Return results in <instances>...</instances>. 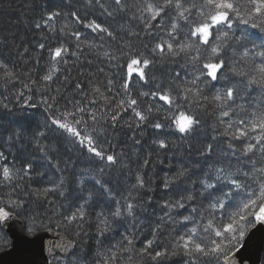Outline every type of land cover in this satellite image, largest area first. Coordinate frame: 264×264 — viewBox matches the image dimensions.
I'll list each match as a JSON object with an SVG mask.
<instances>
[{"label":"snow or ice","instance_id":"1","mask_svg":"<svg viewBox=\"0 0 264 264\" xmlns=\"http://www.w3.org/2000/svg\"><path fill=\"white\" fill-rule=\"evenodd\" d=\"M77 3L86 10L98 8L108 17H113L114 12H130L131 19L139 24L118 41V33L103 22L89 19L87 11L81 15L74 7ZM112 5L110 10L104 0H68L64 5L68 11L54 10L46 14L45 24L68 16L74 24L91 29L96 33L93 40L106 41L112 50L103 53L102 63H106L108 71L105 67L97 69L103 74V80L94 73L87 76L80 73L88 79L90 92L77 81L76 96L65 99L62 108L58 107L55 96L42 95L41 103L49 112V122L45 124V131L33 136L37 149L47 157L49 145L36 137L47 140L46 133H58L60 139L69 141L82 155L98 160L99 172L104 173L121 161L108 154V149L102 146L105 141L100 138L106 136L105 125L115 127L125 114L130 117L129 128L135 127L142 133L151 127L158 134L152 143L165 149L166 141L160 139L159 134L167 132L181 140L192 138L203 126L202 117L209 115L210 110L214 114L218 112L219 124L226 127L218 129L213 140L222 138L220 142H226L224 159L217 160L195 179L184 167L172 180L163 181L166 194L174 195L163 201L162 214L151 230L153 239L142 247L136 248L134 242L136 209L143 202L142 198L133 196L131 190L127 196L114 193L108 182L95 179V185L115 205L110 217L103 211L96 214L98 236L111 231L115 221L130 217L133 232L125 235L118 245L97 250L93 264H125L126 261L128 264H166L176 256L183 258V264H221V258L223 264H232L233 249L244 236L241 222H247L249 217L264 222V45L259 51L243 46L240 52L236 45L246 40L247 34L236 36L235 28L244 25L264 32V0H112ZM41 26L39 22L35 24L37 29ZM68 29L65 24L59 30L57 39L63 38L62 43L47 49L53 68L56 64L67 66L69 61L65 57L69 56L79 61L81 56L87 59L94 54L99 59L100 53L84 51L87 37L82 39L79 28ZM50 30L56 31L52 27ZM38 47L44 50L45 44L39 43ZM99 47L104 48V44ZM87 63L91 64L92 60L87 59ZM21 75L9 69L6 63H0V81L4 85L15 88L21 82ZM53 76L50 70L39 79H32L30 75L28 79L33 85H39L40 80L53 81ZM70 76L68 72L65 79ZM233 78H237L235 82ZM209 85L218 90L206 94ZM43 86L49 88L47 83ZM24 87L33 91L26 82ZM59 91L57 88V93ZM18 95L26 101L32 100L23 91ZM0 105L9 108L3 100ZM133 143L141 141L137 137ZM213 151V145L207 144L200 154ZM10 155L0 150V193H3L0 221L6 222L13 213L21 215L28 203L24 197H35L34 202L47 203L53 209L47 217H37L42 222L44 219L51 222L55 217L59 227L75 231L77 237L81 233L87 236L84 229V224L89 222L86 205L95 194L80 197L84 203L75 205L74 210L56 212L57 198L65 195L61 187L65 181L59 179V183L51 187L35 189L22 185L21 181L31 180L33 164L24 161L17 167L18 157L10 160ZM230 159L236 163L246 160L251 167L234 173L229 170L231 163H225ZM144 163L149 161L146 159ZM135 180L132 189H146L145 177L136 175ZM5 199L7 204L3 203ZM230 204L235 208L231 213L228 212ZM166 228H171L175 235L163 242L161 237Z\"/></svg>","mask_w":264,"mask_h":264},{"label":"trees","instance_id":"2","mask_svg":"<svg viewBox=\"0 0 264 264\" xmlns=\"http://www.w3.org/2000/svg\"><path fill=\"white\" fill-rule=\"evenodd\" d=\"M67 2L68 0H0V63H6L9 69L14 70L17 74H22L21 82H18L15 88L10 85L6 86L0 81V100L9 105L8 109L0 105V150L11 153L10 160L13 157H18L17 167L24 161L32 162V178L21 181L22 185L27 184L30 188L35 189L37 187H51L53 184H58L59 179L65 181L61 186L65 195L57 198L56 212L67 213L69 210H74L75 205L84 203L80 197L88 198L90 193L95 194L89 204L86 205L89 222L84 224V229L88 233L87 236L81 233L77 237L75 231L59 227L55 217L51 222L47 219L42 222L37 217H47L53 209L47 203L34 202L35 197H24L28 203L26 208L22 210V214L19 215L25 222L29 234L52 228L65 232L74 240L75 249L72 255L70 257H55L52 259V264H93L97 250L103 251L113 245H118L125 235L133 232V220L130 217L124 221H115L111 231L103 237L98 236L96 214L103 211L105 215L110 217V210L115 205L114 201L107 198L100 191L99 186L95 185V179L101 178L102 181L108 182L114 193L127 196L131 190L133 196L142 198L143 202L136 209V236L134 241L136 248H140L147 240L153 239L151 230L162 214L161 205L164 200L170 199L174 195V193L166 194L167 190L163 187V181L165 179L172 180L177 172L184 167H187L189 174L195 179L206 172L217 160H223L226 142L221 143L222 138L213 140V136L218 135L217 130H222L226 125L219 124L218 112L214 114L210 110L209 115L202 117L203 126L201 130L192 138L181 140L167 132L159 134V138L164 139L167 144L165 149H160L158 144L152 143L158 135L157 132L151 127L146 128L142 133L135 127L129 128L128 119L130 117L125 114V118L117 122L115 127L105 125L107 128L106 136L100 138L105 141L102 146L108 149V154L117 156L118 160L121 161L104 173L99 172L98 160H93L87 154L82 155L69 141L60 139L58 133H46L48 135L47 140L36 137L37 140H42L44 144L49 145V154L45 157L43 153L38 151L36 141L33 140V136L37 132L45 131V124L49 122V112L45 111V105L41 103L42 95L55 96L58 107L62 108L65 99L76 96L75 84L77 81L84 85L85 91L90 92L91 86L88 85V79L81 77L80 73H84L85 76L88 73H94L100 80H103V74L98 73L97 69L98 67H105V70L108 71L106 63H102L104 60L103 53L105 50H112L106 41L93 40L96 33H92L91 29L74 24L68 16L57 18L45 24L48 12L54 10L68 11L64 7ZM104 2L111 10L113 7L112 0H104ZM74 7L81 15L87 11L89 19L96 18L108 26L110 30L117 32L118 41L127 32L136 29L139 24V21L131 19L130 12H114L113 17H108L106 13L102 14V10L98 8L86 10L80 3L75 4ZM37 22L42 25L39 29L35 27ZM65 24H68V30L80 29L83 33L82 39L87 37L84 42V51L100 53L99 59L94 54L89 55L87 59L92 60V63L88 64L84 56H81L79 61H76V57L69 56L65 57L69 61L67 66L56 64L53 68L49 64L50 57L47 49L55 48L63 42V38L57 39V37L59 30ZM50 27L55 28L56 31H51ZM235 28L236 36H240L241 33L247 34V39L241 40L236 45L240 52L244 50L243 46L248 49L255 48L256 51L261 50L260 46L264 45V32L244 25H237ZM39 43L45 44L44 50L39 49ZM102 43L104 48L99 47ZM90 44H94L96 47L89 48L88 45ZM72 50V48L69 49L70 52ZM37 60H39L38 64L36 63ZM50 70L54 72V82L40 80L39 85H33L28 79L29 75L32 79H39L48 74ZM68 72H71V76L66 80L65 77ZM56 77L59 78L56 79ZM236 79L233 78V82ZM24 82L28 83L33 91H28L24 87ZM45 83L49 85V88L43 86ZM57 88L60 89L59 93H57ZM215 90L218 89H212L209 85L205 91L206 94L211 95ZM21 91L26 96H31L32 100L26 101L24 97H20L18 94ZM4 97L7 99L5 100ZM256 98L259 99V97ZM28 104H35L36 106L29 107ZM137 137L141 141L140 144L133 143ZM207 144H212L214 151L210 154L201 155V150ZM121 153L126 155L122 156ZM69 158H71V163H69ZM146 159L149 161L148 164L144 163ZM229 162L231 163L229 170L234 173L237 171L242 173L251 167L246 160L236 163L234 159H230L225 163ZM136 175L145 177L146 189L138 191L132 189V185L136 183ZM2 194L0 193V195ZM49 198L52 199L53 197ZM117 198L120 196L118 195ZM150 198L151 203H148ZM3 203L7 204V199ZM234 210V205L230 204L228 212L231 213ZM241 224L244 236L243 239L239 240V244L233 249V252L241 247L245 236L254 226V217H249L247 222L242 221ZM173 235L175 232L171 228H166L161 240L167 242ZM237 237H239V232H237ZM10 245V238L0 225V252ZM125 264L128 262L126 261ZM166 264H183V258L180 256L171 257L166 261ZM221 264H223V258H221Z\"/></svg>","mask_w":264,"mask_h":264},{"label":"water","instance_id":"3","mask_svg":"<svg viewBox=\"0 0 264 264\" xmlns=\"http://www.w3.org/2000/svg\"><path fill=\"white\" fill-rule=\"evenodd\" d=\"M11 245L0 252V264H52L55 257H70L74 240L65 232L46 229L29 234L20 216L0 221ZM74 245V247H67ZM232 264H264V222L254 218V226L245 236L240 248L231 254Z\"/></svg>","mask_w":264,"mask_h":264}]
</instances>
